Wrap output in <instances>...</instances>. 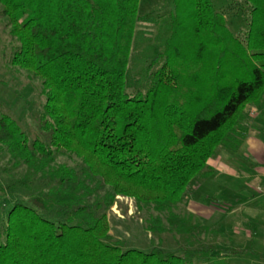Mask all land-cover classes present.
<instances>
[{"label":"trees","instance_id":"16d2710c","mask_svg":"<svg viewBox=\"0 0 264 264\" xmlns=\"http://www.w3.org/2000/svg\"><path fill=\"white\" fill-rule=\"evenodd\" d=\"M139 1L0 0L16 41L10 63L40 79L49 132L48 141L30 140L0 116V146L29 169L0 180V192L29 190L37 173L48 186L28 202L15 193L0 264H226L239 252L194 214L178 216L191 180L213 174L209 160L221 149L237 152L251 110H264V0H245L243 38L212 0H177L142 69L146 85L129 93L135 26L146 19ZM60 151L79 158L81 171L54 163ZM119 196L143 211L148 232L178 233V246L145 252L112 242L108 212Z\"/></svg>","mask_w":264,"mask_h":264},{"label":"rangeland","instance_id":"374dc122","mask_svg":"<svg viewBox=\"0 0 264 264\" xmlns=\"http://www.w3.org/2000/svg\"><path fill=\"white\" fill-rule=\"evenodd\" d=\"M176 1H139L138 14L146 16V19L139 20L135 26L134 44L129 61L130 86L127 88L129 93L138 88L143 89L146 85L141 75L142 69L146 66V60L152 55L153 50L160 47L167 36L168 18L170 14L175 12ZM212 2L215 10L224 16L226 25L232 33L243 38L248 29L250 4L245 0H212ZM6 23L7 19L0 14V116L5 114L16 121L30 140L39 138L48 141L49 132L44 129L40 117L45 101L41 81L38 77H32L27 71L10 63L9 59L16 41L9 35V27ZM258 135L264 139V134ZM222 151L225 150L221 149L220 152ZM245 152L250 158V164L254 165L255 162H259L254 155ZM54 163H64L78 169L79 172L83 168L79 158L62 151L55 155ZM27 170L29 169L23 164L14 166L13 161L12 163L9 161V154L6 149L0 146V180H3L4 184H8L13 179L24 177L28 173ZM40 175L41 173H37L36 178L29 183V190L18 187L15 193H21L19 197L28 202L32 193L40 189L45 191L48 186L42 185L39 179L41 178ZM239 177V175L230 176L215 173L201 181L197 178L192 179L185 191V200L180 205L178 217L183 218L192 213L202 223L217 230L218 225L207 224L209 222H206V214L203 213L199 216L197 213H193L189 209V204L192 200L201 201L204 205L214 206L218 211L223 212L228 207L227 202L235 200L233 198L234 193H230L227 189L231 185L240 184L241 179ZM3 193L0 192V232L6 225L8 210L15 200L20 199L15 193ZM143 218V211H135L131 198L116 197V202L108 212L110 240L120 243L123 249L134 248L145 252L151 250L158 243L165 250H174L178 246V233L166 231L159 237L144 228ZM162 223L168 224L165 220ZM228 226L229 224H226L227 228ZM232 236L240 238L243 235L239 231L233 232ZM218 242L220 243V241ZM228 258H226V264H259L261 262L259 257L250 254L234 255Z\"/></svg>","mask_w":264,"mask_h":264},{"label":"crops","instance_id":"0c3cea01","mask_svg":"<svg viewBox=\"0 0 264 264\" xmlns=\"http://www.w3.org/2000/svg\"><path fill=\"white\" fill-rule=\"evenodd\" d=\"M249 117L250 130L240 149L237 152L222 151L209 160L213 174L240 176L241 183L227 189L234 193L235 200L227 202L228 207L223 212L193 200L189 209L199 216L206 214L207 224L218 225L223 233V237L218 238L220 244L239 251L229 253V257L250 254L259 257V264H264V139L258 135L264 134V110L253 108ZM243 148L259 162L250 164ZM226 224H229L228 228ZM239 231L243 236L234 238L233 232Z\"/></svg>","mask_w":264,"mask_h":264}]
</instances>
